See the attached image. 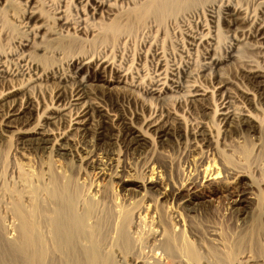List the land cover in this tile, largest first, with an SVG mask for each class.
I'll return each mask as SVG.
<instances>
[{
	"label": "bare ground",
	"instance_id": "1",
	"mask_svg": "<svg viewBox=\"0 0 264 264\" xmlns=\"http://www.w3.org/2000/svg\"><path fill=\"white\" fill-rule=\"evenodd\" d=\"M0 3H4L0 9L23 33L14 44L16 49L0 51V140L14 137V156L26 151L38 154L49 160L58 174L68 169L65 160H69L77 165L78 173L87 169L98 175L85 194L76 185L61 183V174L59 182L52 180L45 162L37 175L28 169L27 173L17 171L14 192L0 185L2 210L14 207L19 221V229L13 225L16 220L13 227L9 225L19 231L16 241L21 264H104L106 253L118 264H264V1H254L250 12L238 0L206 3L202 23L186 34L190 50L202 47L198 72L194 73L196 68L191 71L187 64L179 68L167 63L159 43L152 41L140 54L135 53L134 59L120 53L129 39L123 30L134 19L146 14L168 16L173 17L169 18L171 26L186 27L194 16V0ZM32 19L34 23L29 24ZM223 27L231 32L230 40L219 48L217 37ZM110 39L117 40L112 49ZM245 49L256 57L242 58L240 51ZM37 56L60 62L45 66ZM230 59L237 62V81L224 72L222 63ZM99 82L115 84L105 86L117 90L114 100L105 98L106 89L104 93L95 90ZM231 84L250 97L237 96ZM129 88L145 95L138 99L136 94L124 93L132 90ZM44 90L52 95L47 94L48 100L41 103L37 95ZM207 99L212 107L205 103ZM165 100L178 105L180 112ZM208 109L212 116L204 120L202 114ZM29 110H36L35 115L30 117ZM183 113L188 114L187 122L181 118ZM149 136L157 147L172 138L190 155L191 165L179 184L163 180L155 161L158 149H153L152 140H146ZM247 138L251 140L249 157L235 147ZM217 143L225 151L223 155L217 153ZM135 165L141 166L142 174ZM243 177L248 179V187L238 190ZM218 178L217 182L224 181L226 188L233 189L228 207L232 216L227 230L203 223L201 234L191 219L195 209L184 203L203 198L201 193L189 192L190 188L204 187V181L216 182ZM80 179L84 177L80 175ZM112 179H117L113 194L105 190L107 183L113 184ZM124 182H139L141 197H129L127 189L123 191ZM154 184L162 190L151 197ZM167 188L172 193H166ZM167 197L173 200L169 202L173 207L166 204L164 215L161 199ZM251 200L254 208L249 207ZM180 208L188 210L186 215ZM130 209L134 214L128 219ZM122 227L127 228L124 230L136 248H124Z\"/></svg>",
	"mask_w": 264,
	"mask_h": 264
},
{
	"label": "rangeland",
	"instance_id": "2",
	"mask_svg": "<svg viewBox=\"0 0 264 264\" xmlns=\"http://www.w3.org/2000/svg\"><path fill=\"white\" fill-rule=\"evenodd\" d=\"M210 1L216 2V3H222L223 2L225 4L226 0H201V1L200 0H194L193 4H195V6L192 4V6H194V8H192V6H190V7H188V10L189 9L191 10V8H192L195 11H193L191 14L194 13V16H196V14L198 13V15H197V18L194 16H193V18H189L190 22L187 21L186 27H184V26L178 27L175 25L171 26V24H169V23H171V21L173 20V17L170 18L168 16H165V17L163 16L160 18V16H157V17L154 16V14H153V16H152V14H146L143 16V18L139 17L137 19H134L132 21L133 23L131 22L130 24H128L125 27V29L123 30L124 32H126V34H129L128 35L129 39L124 43L125 46L122 45V47H124V50L122 48V51H120V53L122 55L124 54L123 56H125L127 58L129 57L128 55H130L129 59H131V58H133L135 53L138 55V54H140V52L145 50L148 43L152 41L155 43H159L158 44L159 48H160L159 51L162 54V56H164L163 53H165L164 58L167 59V61L165 60L167 63L171 62L173 65H175V64L179 65L178 66L179 68L181 67V65L183 66V65L187 64L190 67H192L191 71L194 69L193 67L196 68L193 70L192 73H194L195 70H196L195 72H198L197 71L198 70L197 64H199L198 61L200 62V60H201V52L200 51H202V49H201L202 47L198 46V48L197 47L194 48L195 49L194 51L190 50L188 48V44H187V40L189 39V36H187V35H188V33H191V31H193L197 28V25L200 23L199 21H201V23H202L203 18H202L201 11H203V7L206 6V3L210 2ZM238 1H239V3H241L243 5L242 8L243 7L245 8L247 6V8L249 9L248 11L250 12L251 11L250 8L254 7V1L262 2L264 0H238ZM30 3H32V2H30ZM2 4H4V3H0V6ZM17 7H18V5L13 4V9H15L16 12H18L21 15L22 12L21 11L19 12ZM44 8H45V6H44ZM243 10H245V9H243ZM186 11H181V12H186ZM45 14L46 13L44 12V15ZM175 16H174V18H175ZM203 16H204V14H203ZM169 18L172 20L169 21ZM195 19H196L197 23H196ZM43 20H44V17H42L41 19H39L35 23L36 24L40 23ZM33 21H34V19L29 20V24L34 23ZM151 21L153 22V24L151 23ZM145 24L150 26V28L152 27L151 28L152 30L151 29L149 30L147 28L148 26H146ZM153 25L156 26V28ZM144 26L146 27V30L144 29ZM221 28H220L219 35L217 37V42H218L217 45L219 46V48H222L230 40V37L228 36V34L230 35V33H231V32H229V33L226 32L227 30L225 29V27H223V29H221ZM0 29H1L0 51L1 52H10V50L13 51L14 49H16L14 44L16 45V42L20 40V38L22 37L21 35L23 33L21 32V28L15 26V20L13 18H11L9 15H7V13L3 12L2 9H0ZM161 33H162V35H161ZM117 38L118 37H116V39ZM116 39H110V40H113L110 42H109V40L107 41V42L111 43L110 45L108 43L109 47L112 44H113L112 46L115 45L114 43L117 42ZM152 39H154V40H152ZM142 42H143V45H142ZM112 46H111V49L113 48ZM186 47L189 49V51L187 49H185ZM189 47L191 48V46H189ZM23 49H26V48H23ZM186 50H187V52H189V54L186 53ZM244 52H246V53H244ZM194 53H195V55H194ZM248 53H249V51H247L246 49H245V51L242 50V51H240V56L242 58H246V59L247 58L250 59L249 58L250 56H251V58L256 57V56H252L251 53H249V54ZM136 54H135L134 58L137 56ZM248 55H249V57H248ZM36 58L39 62H41V64H44L45 66H49L50 64H55L54 62L57 61V60H55L51 57H47V56L46 57H43V56L38 57L37 56ZM59 62L60 61L58 60L56 64H58ZM174 62H176V63H174ZM189 62H191V64ZM234 62H235V64H234ZM193 63H195V64H193ZM236 64H237V62L235 60H232V59H230L228 62L222 63L225 74L229 77H233V80H235V81H237V79L235 78V75H234L236 73V72H234V71H236L235 70ZM147 66L150 67L149 64H147ZM147 66H145V69H147ZM149 67H148V69H149ZM148 69L145 70V73H147V71H148V73L146 75L150 74L149 73L150 71ZM205 82H206V80H205ZM95 83L96 82H94V84ZM108 84H111L112 86L115 85V84H112L110 82L109 83L99 82L98 85H100V86H95V90L98 92L100 91L99 93H101L102 91H105V89H106L105 86ZM231 86L235 88V92H236L237 96L250 97V94H243L240 90H238V88L236 89V86H234L232 84H231ZM131 89L129 88V90H131V91L127 90V91H124V93L125 92L130 93L133 96L136 94L138 99H142V97L145 95V94L141 95V90L138 91L137 89H134V88H131ZM47 90L43 91L44 94L42 92L40 93V95L37 93L41 97H38V95L36 94L37 98H39L38 99L39 102L42 103L45 98L46 99L44 100V102H46L49 98L48 95H52V92L49 90L51 92L50 93ZM116 91L117 90L112 89V90H107L105 93L104 92H102V93L106 94L105 98L110 102V100L111 101L114 100L116 98L115 96L118 95L116 93ZM120 94H122V93H120ZM46 96H48V97H46ZM148 96L149 95L147 94L146 97H148ZM154 101H156V100H154ZM157 101L162 103L164 100L157 99ZM165 101H168L170 106H173L175 108H177V106H178V105L175 106V103L172 102L171 100H170V102H169V100H165ZM248 102H249L248 106H251L250 101H248ZM205 103L208 104L209 107H212V104L210 103V99H207V101H205ZM151 105H153V100L151 101ZM177 110H179V112H180V107H178ZM251 110H253L252 106H251ZM254 112H256V111H254ZM35 113H36V110L27 111V114L30 117L34 116ZM210 114H211L210 109L206 110V114L205 115L202 114L204 120H208V119L210 120V117L212 116V114L211 115ZM170 115H172V113ZM181 116H182L181 118L184 119L185 122L188 121V118H187L188 114L183 113V114H181ZM65 122L66 121H63V123L60 125H64ZM15 123H16V121L12 122V124H15ZM254 124H255V126L258 127V125H256V122H254ZM181 127L184 128L183 126H181ZM4 129L7 131H14V128H10V127H4ZM181 132H183V131H181ZM169 139H170L169 141L164 142L163 147H157L155 145V142H154L152 137H150V139L147 138L146 140L149 141V143H150V140H152L153 145L155 146V147L153 146V149L155 151L158 149V151H156L157 156H156L155 161L161 167L160 168L162 170L161 173H163V176H164L163 180L166 179V181H168V180L171 182L173 181V184L177 185L185 178V175L187 174V171L191 165L190 160H189L190 155H187L182 144L180 145V144L176 143L174 140H172V138H169ZM207 139H208V137H207ZM250 141L251 140L249 138H247V140L240 142L239 145L235 143V147L238 146L237 148L240 151H242L243 155H245L246 157L251 156ZM209 143H210V141H209ZM15 144H16V141H15L14 137H10V139L8 138L7 140L6 139L0 140V185L3 183L2 186L4 187L5 191L7 190V192L8 191L10 192L12 190V192H14L13 188L15 186L16 187L14 189H17L16 175H15V174H17V171H19L20 173H23V172L27 173L29 170L31 173H33V175L34 174L37 175V173L40 172V170H42L43 166L45 165L44 164L45 162L47 163V165L49 164L48 166L50 169L48 171H49V176H51V179L59 182L58 178H60L59 175L61 174V172H60V174H58L59 172L58 173L56 172L55 167L51 166V163L49 162V160L41 158L40 156H38V154H35L32 152H27V151H26V154L24 153V155H20L19 153H17L16 156H14L13 153H14V145ZM210 146H212V143H210L209 147ZM216 148L220 149L219 152H217V153H219V155H221V154L223 155V153H225L224 150H221L218 143H217ZM213 160H214V157H213ZM65 162H66L65 163L66 169L67 168L68 169L65 172H62L61 177H63V178L60 179V182L61 183L65 182V183L70 184V185L71 184L76 185L85 194H86V192H89L91 190V188L93 187L94 183H96V181L98 180L97 179L98 175H95L93 173H89L87 171V169L83 170V171L81 169V170H79V173H78L77 172L78 168H77V165L75 163H73L72 161L70 162L69 160H65ZM213 163H214V165H216V162H213ZM135 166H134L135 170L139 174H142L141 169L139 168L141 166L140 165H135ZM26 169H28V170H26ZM84 173H85V175H84ZM80 175H82L84 177V179H80ZM44 176L46 177V175H44ZM44 176H43V180L45 179ZM62 180H63V182H62ZM64 180H66V181H64ZM112 180H113V184L110 185L107 183L109 186L107 184L105 185V190L108 193L111 191L110 192L111 194H113V192L116 189V186H115L116 183L115 182L117 181V179H112ZM219 180H220V178H218L216 180V182H213V180L212 181L211 180L204 181V187L190 188L189 192L195 191L197 193H201L203 198H196V199L194 198L193 200L197 201L194 203H189V202L184 203L187 206V208L193 207L195 209L196 213L193 216V218L191 217V219L194 221L195 225L197 226V230L201 234L203 233V230H202L203 229V223L209 224V225L210 224L215 225L221 231L227 230V228H228V223L230 222V216H232V213L229 212L228 207L231 205L230 200H232L234 198L233 194H230V191H233V189L232 188H226L228 184L224 183V181L217 182ZM12 181L14 182V185H12L13 184ZM36 183L37 182H33L34 185ZM247 184H248V179L246 177L245 178L243 177V178H241L240 183L237 184L238 185L237 189L239 190L243 187H248ZM161 185H162V183H161ZM2 186H0V187H2ZM38 186H39V182H38V185L36 187H38ZM223 186H224V188H223ZM9 188H11V189H9ZM122 188H123V191L125 189H127V191L125 193H128L129 197H132L133 199L140 198L141 197L140 193L143 192L142 188L139 186V182H124ZM172 189L174 190V187ZM161 190H162V188L160 185L154 184V186L151 187V197L152 196L155 197V195L157 193H159V191H161ZM117 193H118V185H117ZM166 193H172V191L168 190V188H167ZM182 193L186 194L187 192L183 191ZM9 198L10 197H8L7 199L9 200ZM11 200H12V198L9 200V202H11ZM161 200L164 201L163 207H161V212H163V214H164L167 206L173 207L172 203H169V202H173V200L169 199V197H167L166 200H164V198H162ZM157 201H158V199H157ZM11 203H9V206L11 205ZM252 203H253V205H252ZM166 204H167V206L164 207ZM254 204H255V201L251 200V204H249V207L254 208L255 207ZM2 205L3 204L0 202V264H21L20 263V254L18 252L20 250H19L18 245H17L18 240L16 241V238L18 239V237H19V234H18L19 231L15 230V228L19 229V227H18L19 221H17L18 218L16 216V213H14L15 212L14 207H13V210H11L12 209L11 206L10 207L8 206L9 208H7V211H9V212H7L5 209L2 210V208H3ZM241 206L243 207V209H246L245 208L246 205L242 204ZM162 208H164L163 209L164 211L162 210ZM179 210L182 214H185V215H186V212L188 211L186 208H180ZM5 211H6V213H5ZM10 211H12V212L14 211L13 212L14 214L11 215L12 217L9 216L10 214H12V213H10ZM166 211H168V209ZM133 214H134V211L133 210L131 211V209H130V214L128 213L127 218L131 219L133 217ZM14 216L16 219L13 218ZM9 217H10V219H9ZM15 220L17 221V223H15L16 222ZM12 223H15V224H13L15 227L14 230H12V228L10 227V225H12ZM13 225H12V227H13ZM16 225H17V227H16ZM125 228H123V230ZM123 230H122L121 240L123 241V243H125L124 248L126 246V249H129L130 247H132V249H134V246L136 245V243L134 241H131L132 240L130 238L131 236H129V234H127L128 232L126 233V230H124V231ZM131 242H133V244ZM131 244L133 246H131ZM135 248H136V246H135ZM130 250H131V248H130ZM257 251H259V249ZM103 255H104V259H105L106 264L117 263L114 261L115 260L114 257L111 256L112 254L107 255V253H106ZM105 262H104V264H105Z\"/></svg>",
	"mask_w": 264,
	"mask_h": 264
}]
</instances>
